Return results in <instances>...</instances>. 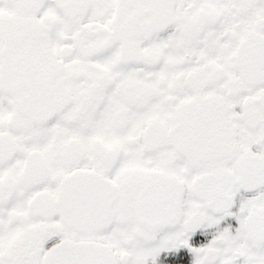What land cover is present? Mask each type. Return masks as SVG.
<instances>
[{
  "label": "snow or ice",
  "instance_id": "1",
  "mask_svg": "<svg viewBox=\"0 0 264 264\" xmlns=\"http://www.w3.org/2000/svg\"><path fill=\"white\" fill-rule=\"evenodd\" d=\"M0 264H264V0H0Z\"/></svg>",
  "mask_w": 264,
  "mask_h": 264
}]
</instances>
